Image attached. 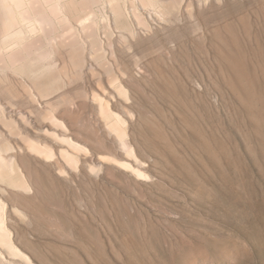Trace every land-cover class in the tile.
Returning a JSON list of instances; mask_svg holds the SVG:
<instances>
[{
	"label": "rangeland",
	"instance_id": "374dc122",
	"mask_svg": "<svg viewBox=\"0 0 264 264\" xmlns=\"http://www.w3.org/2000/svg\"><path fill=\"white\" fill-rule=\"evenodd\" d=\"M0 264H264V0H0Z\"/></svg>",
	"mask_w": 264,
	"mask_h": 264
}]
</instances>
